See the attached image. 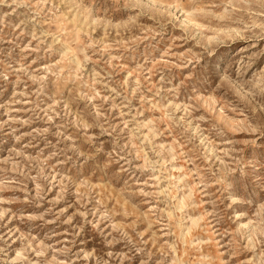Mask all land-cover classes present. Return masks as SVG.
I'll return each mask as SVG.
<instances>
[{"label":"rangeland","instance_id":"obj_1","mask_svg":"<svg viewBox=\"0 0 264 264\" xmlns=\"http://www.w3.org/2000/svg\"><path fill=\"white\" fill-rule=\"evenodd\" d=\"M0 264H264V0H0Z\"/></svg>","mask_w":264,"mask_h":264}]
</instances>
